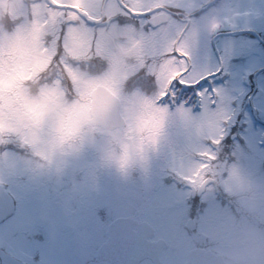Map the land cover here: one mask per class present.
I'll list each match as a JSON object with an SVG mask.
<instances>
[{"label":"rangeland","instance_id":"rangeland-1","mask_svg":"<svg viewBox=\"0 0 264 264\" xmlns=\"http://www.w3.org/2000/svg\"><path fill=\"white\" fill-rule=\"evenodd\" d=\"M36 3L46 6L45 19L49 15L54 17L44 43L47 65L36 77V87L55 81L71 98L70 73L76 70L90 74L107 72L110 54L99 36L96 18L84 0H56V4L79 9L87 15L86 19L50 7L47 0H36ZM107 8L111 18L104 19L109 24L135 29L144 40V61L142 64L129 62L125 91L139 89L149 94L170 95L171 81L182 75L184 64L188 63L193 71L188 76L189 82L208 77L213 92L208 90L209 83L187 93L177 88L175 99L160 101L170 111L165 138L147 176L135 174L126 183L105 174L96 176L99 181L94 183L86 171L79 174L82 176L79 179L72 175L64 178L68 198L56 192H51L53 197L49 193L45 195L38 188L43 181H37L28 170L23 152L12 145L2 147L0 185L13 199L17 210L0 225V248L25 264H60L59 254L67 249L66 241L71 237L61 238L49 232L48 237L39 236L35 241L33 234L40 229L35 226L38 216L50 218L45 214L48 201L57 205L65 199L73 205L81 202L84 207L79 204L74 208L78 216L64 223L70 227L83 220L82 210L94 215L93 207L99 204L102 243L113 218L134 217L139 212L142 219V208H145L148 219L158 228L156 238L167 244L160 254L161 264H184L186 254L195 248L224 258L246 228L238 199L218 184L223 192L216 193L213 185L203 195L201 207H187L189 189L168 177L175 175L194 181L201 174L206 176L210 166L217 171L223 166L238 169L264 190V130L256 125V122L264 124V45L253 35L261 37L264 28V0H107ZM149 12L147 16H140ZM163 14L168 15V20L162 26L148 25L150 18ZM65 17H72V21L64 23ZM28 19L31 20L30 13ZM189 23L196 38L191 45L190 60L185 61L183 56L179 59L175 56L181 50L163 39L162 30L165 26L180 29ZM217 24L220 26L215 27ZM73 34L85 41L83 48L72 47ZM167 65L173 70L165 71ZM222 137L233 138L225 139L214 148L218 143L213 142ZM226 175L224 171L223 176ZM76 178L80 180L78 183ZM255 219L264 221V204L256 208ZM189 221H193V228H187ZM53 222L49 219V223ZM41 228L45 232L49 230L48 225ZM92 233L91 230L80 234L78 249L72 253L76 247L73 244L71 255L63 264H99L95 258L99 239H94ZM60 243L63 251L57 254Z\"/></svg>","mask_w":264,"mask_h":264},{"label":"clouds","instance_id":"clouds-1","mask_svg":"<svg viewBox=\"0 0 264 264\" xmlns=\"http://www.w3.org/2000/svg\"><path fill=\"white\" fill-rule=\"evenodd\" d=\"M84 3L99 25L110 68L100 74L72 71L69 98L58 82L36 87V77L47 65L44 43L54 17L45 19L47 8L36 0H0V147L20 149L37 181L55 189L63 186L66 176L86 171L93 178L105 174L121 183L135 174L147 176L170 118L168 105L160 103L166 93L127 92L123 87L129 62L144 61L143 37L104 19L111 18L107 0ZM162 36L181 50L177 52L190 56L196 38L192 23L180 29L165 26ZM70 43L75 49L85 46L77 34ZM172 70L171 65L165 67ZM209 171L238 199L246 221L223 264H264V221L255 219L256 208L264 204V190L236 168L224 169L226 177L214 167Z\"/></svg>","mask_w":264,"mask_h":264},{"label":"flooded vegetation","instance_id":"flooded-vegetation-1","mask_svg":"<svg viewBox=\"0 0 264 264\" xmlns=\"http://www.w3.org/2000/svg\"><path fill=\"white\" fill-rule=\"evenodd\" d=\"M259 39L260 40L264 39V34L262 32H261V37H259ZM263 42L264 41H261L260 43H262L264 45ZM207 80H208V77L201 79L200 83L198 85H201V84L205 83ZM22 155L24 156V154H22ZM210 168H212V166H210ZM218 171L221 172L224 175V171L221 169V167L219 168ZM201 176L202 177H200V178H198L197 180H194V181H190V180H187V179H182L181 177H177L175 175L174 176L171 175V176L168 177V178H175L176 180H174L173 182H175V183H177L179 185H182L186 189H189L190 196H189V198L186 201L187 204H185L187 207L188 206H190L192 208L201 207L203 195L206 194L208 188L213 186V185L216 188V189L213 188L216 193L219 194V192H223L222 189H220V186H218V183L215 181V179L213 177V173L211 171L208 170V173H207L206 176H203L202 174H201ZM75 177H77L79 179L82 176H80L78 174V175H75ZM77 178L75 179V182L78 183L80 180H78ZM93 180H94V183L99 181V180H97L96 177ZM38 188L43 193H45V195L47 193H49L53 197L51 192H56V193H61L63 198H65V197L68 198L69 197L68 196V194H69L68 190L69 189H68L67 185H64V186H62V187H60L58 189H55V188H53V186L51 184H49L47 182H45V183L43 182ZM74 199H77V198L75 197ZM78 203L81 205V208H84L81 202H78ZM73 204L74 203H70L69 204V202L65 201V199H63L62 203L57 204V205L51 204V202L48 201V204L46 205L47 206V208H46L47 211L45 212V214H49L50 218H47V219L45 218L44 219V217H42V215H40L37 218V220H38L37 223L38 224H35V226H39L40 227V229L38 231H36V233L33 234V236L35 238V241H38V240H36V238H38L39 236L40 237L42 236V239H43V235L48 237L50 235L49 232H52L53 234L58 235L61 238L71 237V240L69 242L66 241V243H67V249L66 250L63 251V248H62L63 247V243H60L59 246H58V250L56 251V253L59 254L58 251H60L61 249L63 251L61 254H59V256H61L60 259L58 258L60 260V264H63L64 262H66L65 259L67 258V256L71 255L70 254L71 253L70 252V250H71L70 248L72 246H74V245L76 247L75 248L72 247L74 250H71V251H72V253L76 252L75 250H77L78 246H79V241L78 240H79L80 234L81 235L82 234L85 235V234H87L88 232H90L92 230L93 231L92 234L94 236V239H96V240L99 239V242H98L99 246H98L97 250L107 240V237H106L105 242L104 243L101 242V237H102V232L103 231H102V228H101V225H100V223H101V215L102 214H101V208L99 207V204H97V206L95 205L93 207L94 208V215H92L90 213V211L86 212V210H82V212H81V217L83 218L82 221H80V220L76 221L75 225L71 226V227L69 225H65L64 224L65 221H69L70 220V217L78 216L77 209H74V208L75 207L76 208L79 207V204L78 205H73ZM144 206H145V204H144ZM16 210H17L16 209V205L14 203L13 214L15 213ZM144 210H147V209L142 208V213H143L142 219L139 218L140 215H142L139 212L135 213L134 217H125V218H131L134 221H136L139 225L145 223L147 226L151 227L152 231H153V237L151 238V240H148V241L156 242L158 240H160V241L163 240V239H160V238H156V235L158 233V228H157L156 225H154V222H151L150 219H148L149 217L144 212ZM9 217H7L4 220H2L0 222V225L2 223H4V221L9 219ZM49 219L50 220L53 219L54 222L53 223H49ZM116 219H118V217L113 218L112 221H110V222L112 223ZM191 222L193 223V221H191ZM47 225L49 226V230H48V232H45V230H43L41 227L42 226H47ZM140 226H142V228H140L138 226H134L133 228H131V232L139 234V235H146L145 231H146L147 227H145V225L144 226L140 225ZM193 227H194V225H193ZM106 236H107V227H106ZM51 240L52 239H50V241ZM166 247H167V244L161 250L160 254L163 252V250ZM195 249H198V248H195ZM0 250H1V248H0ZM97 250L95 251L96 261L99 264H102L103 262H101V261H99L97 259ZM1 251L6 253L3 250H1ZM159 258H160V256H159ZM17 261H19V260H17ZM19 262H21V261H19ZM143 262H148L149 264H153L151 262V260H149L148 258H143V259L139 260L137 264H141ZM21 263L25 264L24 262H21ZM0 264H1V261H0ZM104 264H116V263H104Z\"/></svg>","mask_w":264,"mask_h":264},{"label":"water","instance_id":"water-1","mask_svg":"<svg viewBox=\"0 0 264 264\" xmlns=\"http://www.w3.org/2000/svg\"><path fill=\"white\" fill-rule=\"evenodd\" d=\"M117 1L119 2V0ZM49 3L55 9L73 12L82 19L87 17L85 13L75 7L57 6L58 4H53L52 0H49ZM151 12L144 15L140 14V16H147ZM70 20L71 18H65L64 21L69 22ZM167 20L168 15H156L150 18L148 23L153 27H157L166 23ZM13 207L12 199L0 186V221L12 213ZM140 225L147 227L146 224ZM140 225L128 218H119L112 222L107 228V241L97 251L98 260L104 263L137 264L140 259L147 257L154 264H160L159 254L165 246V242L162 240L154 243L148 242L147 240L153 237V231L149 227L146 228V235L131 232V228L134 226L142 228ZM187 227L192 228L193 223L189 221ZM0 261L1 264H22L2 251H0ZM184 264H223V258L210 252L195 249L187 253Z\"/></svg>","mask_w":264,"mask_h":264},{"label":"snow or ice","instance_id":"snow-or-ice-1","mask_svg":"<svg viewBox=\"0 0 264 264\" xmlns=\"http://www.w3.org/2000/svg\"><path fill=\"white\" fill-rule=\"evenodd\" d=\"M175 56L179 59L181 56H183L184 60L185 61H189L190 60V56H188L187 54L185 53H179V52H176L175 53ZM192 69L189 67V64L188 63H185L184 64V70H183V73L182 75L174 80L172 82V84L170 85V88H171V94L170 95H167L164 99V101L166 100V98H171V99H175V96H176V93H175V89L177 88H180V89H184V90H190V89H194L195 87H197V85L200 83V78H197L195 80V82H189L188 80V76L191 74ZM213 143H219L218 140H215Z\"/></svg>","mask_w":264,"mask_h":264},{"label":"bare ground","instance_id":"bare-ground-1","mask_svg":"<svg viewBox=\"0 0 264 264\" xmlns=\"http://www.w3.org/2000/svg\"><path fill=\"white\" fill-rule=\"evenodd\" d=\"M243 88V87H242ZM242 88H240L241 89V91H242Z\"/></svg>","mask_w":264,"mask_h":264},{"label":"trees","instance_id":"trees-1","mask_svg":"<svg viewBox=\"0 0 264 264\" xmlns=\"http://www.w3.org/2000/svg\"><path fill=\"white\" fill-rule=\"evenodd\" d=\"M52 67H53V66H52ZM52 67H51V68H52Z\"/></svg>","mask_w":264,"mask_h":264}]
</instances>
